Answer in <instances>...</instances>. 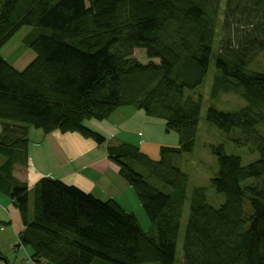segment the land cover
Here are the masks:
<instances>
[{
    "label": "trees",
    "instance_id": "16d2710c",
    "mask_svg": "<svg viewBox=\"0 0 264 264\" xmlns=\"http://www.w3.org/2000/svg\"><path fill=\"white\" fill-rule=\"evenodd\" d=\"M225 9L250 30L237 48L217 52L221 0H0V50L22 27L34 28L25 44L35 57L24 70L0 55V192L19 211L25 227L19 245L33 251L36 264H176L186 202L179 264H264V135L258 130L264 63L249 67L253 51L264 60V0H227ZM137 49L149 63L133 57ZM212 59V99L235 94L247 106L232 113L210 107L206 120L229 142L259 154L245 166L223 145L209 147L218 167L210 187L225 197L219 208L207 202L205 187L190 188L177 165L196 149L202 109L201 98L186 91L203 84ZM123 107L162 120L179 138L177 146L160 149L159 161L133 145L107 148L150 223L147 231L115 200L49 178L29 191L15 176L28 166L30 128L78 133L104 145L106 138L85 122L105 121ZM234 129L241 138L231 137Z\"/></svg>",
    "mask_w": 264,
    "mask_h": 264
},
{
    "label": "crops",
    "instance_id": "0c3cea01",
    "mask_svg": "<svg viewBox=\"0 0 264 264\" xmlns=\"http://www.w3.org/2000/svg\"><path fill=\"white\" fill-rule=\"evenodd\" d=\"M85 127L103 135L107 142L98 145L78 133L55 131L49 135L37 134L34 140L29 138L27 168H17L15 176L27 182L29 191L40 180L49 178L75 187L104 202L115 200L138 220L135 208L140 211L141 205L134 202L133 190L121 177L119 167L109 158L107 148L120 144L133 145L151 160L159 161L160 149L164 146H177L179 138L166 132L162 120L149 117L143 111L132 107L116 110L105 121H86ZM1 129L0 123V133ZM31 198L33 202L32 194L30 201ZM149 228L150 226L146 231ZM24 229L13 201L0 192L2 264H36L33 251L19 245V236Z\"/></svg>",
    "mask_w": 264,
    "mask_h": 264
},
{
    "label": "rangeland",
    "instance_id": "374dc122",
    "mask_svg": "<svg viewBox=\"0 0 264 264\" xmlns=\"http://www.w3.org/2000/svg\"><path fill=\"white\" fill-rule=\"evenodd\" d=\"M227 0H221V12L217 19L216 29L217 36L215 39V51H223L225 47L231 45L233 48H237L239 41L244 40V37L248 36L250 30L244 23L236 22V18H229L226 15ZM225 10V11H224ZM232 17V16H231ZM238 19V18H237ZM239 20V19H238ZM252 28V27H251ZM33 27L24 26L21 30L0 50V55L11 65L16 68L24 70L33 60L34 53L26 46L25 39L33 31ZM133 57L142 64H147L150 60L144 50L137 49L133 53ZM252 61L249 64L251 70H259L260 65L264 63L263 57L256 51H253ZM154 62L159 63L158 60ZM217 75V70L212 59L209 72L203 82V84L193 91H186V96H191L195 100L201 98L202 109L200 116V125L197 135V145L195 151L190 155H184L179 158L177 165L186 173L190 178V188L193 187H205L207 189L208 200L207 202L215 208H219L224 202L225 197L216 193V191L210 187V181L215 177L218 167L216 158L210 152V146L223 145L226 154L231 156L240 157L243 165H249L259 159V154H252L247 147H239L234 143L227 140V137L214 125L207 122V112L210 107H214L222 112H238L247 106V103L235 94H220L216 99H212V86L214 78ZM29 138L34 140L37 134H42L34 128L29 129ZM258 130L264 135V126H259ZM172 136L178 138V135L171 133ZM241 132L234 129L231 132L233 139L241 138ZM148 182L161 190L168 191L169 189L164 187L160 181L154 178H147ZM132 198L137 204L138 199L134 191H132ZM31 209H32V198H31ZM136 210V215L140 222L142 229L146 231L147 227L150 226L149 221L142 209L139 207ZM190 211V203L186 202L183 217L181 221V229L177 246L176 253V264H179L182 248L185 237L186 225L188 222ZM0 264H2L0 262ZM154 264V263H152Z\"/></svg>",
    "mask_w": 264,
    "mask_h": 264
}]
</instances>
